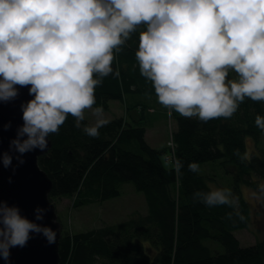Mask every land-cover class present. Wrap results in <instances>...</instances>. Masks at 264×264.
<instances>
[{"label": "clouds", "instance_id": "clouds-1", "mask_svg": "<svg viewBox=\"0 0 264 264\" xmlns=\"http://www.w3.org/2000/svg\"><path fill=\"white\" fill-rule=\"evenodd\" d=\"M136 33L139 72L169 114L208 122L230 119L246 99L264 103V0H0V102L23 87L32 97L21 104L23 124L10 141L19 163L24 153L46 149L69 115L84 133L99 136L109 120L94 90L119 74L114 53ZM89 114L92 122L82 126ZM255 124L264 131V116ZM0 160L9 167L11 153ZM174 166L179 174L182 162ZM188 169L200 172L196 162ZM193 200L245 219L229 187L209 183ZM247 200L264 205V180ZM44 212L37 207L36 220ZM32 233L56 241L51 227L0 200V258L8 261L10 249L24 247Z\"/></svg>", "mask_w": 264, "mask_h": 264}, {"label": "trees", "instance_id": "trees-1", "mask_svg": "<svg viewBox=\"0 0 264 264\" xmlns=\"http://www.w3.org/2000/svg\"><path fill=\"white\" fill-rule=\"evenodd\" d=\"M138 41L139 34H133L122 51L114 53L112 66L119 74L105 77L95 88L96 106L108 109L111 100H125L129 94L156 97L151 82L139 72ZM134 106L142 113L149 104ZM172 113L177 129L174 148L168 152V147L156 148L148 142L147 127L137 117L110 119L98 137H91L69 115L59 133L49 136L51 147L38 163L52 180V202L73 196L74 206L105 201L119 196L122 185L132 182L144 192L148 206L146 213L137 211L117 223L76 233L62 230L59 264H264V239L243 246L235 235L249 223L242 186L253 189L264 180V131L255 124L257 115L264 116V103L246 99L230 119L208 122ZM176 160L182 162L179 174ZM216 160L233 176L243 221L229 219L232 209L227 206L210 208L193 200L195 191L207 189L209 179L189 171V163L200 166ZM146 242L155 248L154 255L146 251Z\"/></svg>", "mask_w": 264, "mask_h": 264}, {"label": "rangeland", "instance_id": "rangeland-1", "mask_svg": "<svg viewBox=\"0 0 264 264\" xmlns=\"http://www.w3.org/2000/svg\"><path fill=\"white\" fill-rule=\"evenodd\" d=\"M127 96L129 98L128 103L131 105H136L138 102L149 104V107L142 113L137 106H133L130 109V113L136 115L137 120L141 118V121L145 123L148 130L146 135L148 142L156 148L168 147V152L169 148H172L174 132L177 129V121L173 113H167V109L158 103L155 96L138 94H129ZM124 105H126L125 100H111L109 108L104 109L107 119L124 116ZM86 120L89 123L92 122L90 114ZM247 142L249 150H253V139L249 137ZM261 144L264 146V136ZM251 151H249V154ZM165 163L168 166L173 165L168 160H165ZM199 167L200 172L208 176L209 183L218 187H229L234 191L233 176L225 171L220 164V160L205 162ZM250 189L252 188L247 187V185L242 186V191L249 207L248 226L235 230V235L240 239L243 246L253 245L264 239V206L258 203H249L247 193ZM74 200L75 196L56 199L53 202L56 210L55 221L58 224L59 233L62 230H68L72 233L81 232L104 224H113L126 220L137 211L142 213L148 211L144 192L138 190L132 182L122 185L119 196L105 201H94L85 205L74 206ZM206 241L210 242V245L214 247L219 246L221 248L220 245L213 244L215 242L213 240L208 239ZM149 244L150 242L145 243L146 251L154 255L156 252L155 248Z\"/></svg>", "mask_w": 264, "mask_h": 264}, {"label": "water", "instance_id": "water-1", "mask_svg": "<svg viewBox=\"0 0 264 264\" xmlns=\"http://www.w3.org/2000/svg\"><path fill=\"white\" fill-rule=\"evenodd\" d=\"M19 95L9 102H0V154L10 152L12 163L4 167L0 160V200L9 206H18L20 213L38 224L51 227L56 232V241L49 244L41 233H32L24 247L10 249V258H0V264H59L58 224L55 221V206L49 198L52 180L40 167L38 158L51 147L43 151L36 148L23 154V163H19V153L10 149V141L17 135V129L23 124L21 104L30 100L27 87L19 88ZM10 127H5L9 125ZM37 207L45 209L42 220H36Z\"/></svg>", "mask_w": 264, "mask_h": 264}, {"label": "crops", "instance_id": "crops-1", "mask_svg": "<svg viewBox=\"0 0 264 264\" xmlns=\"http://www.w3.org/2000/svg\"><path fill=\"white\" fill-rule=\"evenodd\" d=\"M128 96L127 97H125V102H126V105H124V107H125V117H127V119H129V120H131V118L133 117V118H136V115H132L131 113H130V106H134V105H131V104H129L128 103ZM139 103V102H138ZM138 103H136V104H138ZM147 132H148V130L146 131V135H147Z\"/></svg>", "mask_w": 264, "mask_h": 264}, {"label": "built area", "instance_id": "built-area-1", "mask_svg": "<svg viewBox=\"0 0 264 264\" xmlns=\"http://www.w3.org/2000/svg\"><path fill=\"white\" fill-rule=\"evenodd\" d=\"M172 147L174 148V142H173V144H172ZM168 158L173 159L172 156H170V155L168 156Z\"/></svg>", "mask_w": 264, "mask_h": 264}]
</instances>
